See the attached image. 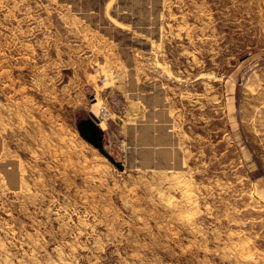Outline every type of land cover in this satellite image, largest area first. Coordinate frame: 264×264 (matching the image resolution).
Segmentation results:
<instances>
[{
	"label": "rangeland",
	"instance_id": "374dc122",
	"mask_svg": "<svg viewBox=\"0 0 264 264\" xmlns=\"http://www.w3.org/2000/svg\"><path fill=\"white\" fill-rule=\"evenodd\" d=\"M0 264H264V0H0Z\"/></svg>",
	"mask_w": 264,
	"mask_h": 264
},
{
	"label": "crops",
	"instance_id": "0c3cea01",
	"mask_svg": "<svg viewBox=\"0 0 264 264\" xmlns=\"http://www.w3.org/2000/svg\"><path fill=\"white\" fill-rule=\"evenodd\" d=\"M152 98V97H151ZM138 113H140V116L145 115L146 116V121L140 120L138 118L136 124L131 125L130 128L131 131L129 133V142H143V143H151L153 145L158 144V146L164 141V139L161 138V113H162V107H161V102L158 100L156 103L154 101H151L147 103L145 108H140L138 110ZM118 117V120L123 121V117L115 114ZM104 122V121H103ZM124 123V121H123ZM147 128L150 130V135L149 138H146L145 136H138L135 134L137 130L140 131L142 128ZM138 128V129H137ZM168 128V127H166ZM169 129V128H168ZM131 137H134L133 139ZM171 138L169 137V142Z\"/></svg>",
	"mask_w": 264,
	"mask_h": 264
},
{
	"label": "water",
	"instance_id": "95a60500",
	"mask_svg": "<svg viewBox=\"0 0 264 264\" xmlns=\"http://www.w3.org/2000/svg\"><path fill=\"white\" fill-rule=\"evenodd\" d=\"M92 120H85L78 124L79 134L93 146H95L103 155H105L110 161H112L118 167H122L112 155L104 148L98 137L96 123L99 121L98 118L90 113Z\"/></svg>",
	"mask_w": 264,
	"mask_h": 264
},
{
	"label": "built area",
	"instance_id": "2783aa9c",
	"mask_svg": "<svg viewBox=\"0 0 264 264\" xmlns=\"http://www.w3.org/2000/svg\"><path fill=\"white\" fill-rule=\"evenodd\" d=\"M96 116H98L100 121L105 120L108 117V110L106 109V107H99V111L97 112Z\"/></svg>",
	"mask_w": 264,
	"mask_h": 264
}]
</instances>
